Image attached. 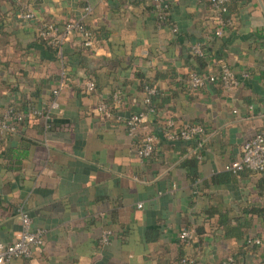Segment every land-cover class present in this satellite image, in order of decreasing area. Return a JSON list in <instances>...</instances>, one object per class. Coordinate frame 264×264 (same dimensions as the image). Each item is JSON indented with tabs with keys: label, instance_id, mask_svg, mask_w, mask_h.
Wrapping results in <instances>:
<instances>
[{
	"label": "crops",
	"instance_id": "1",
	"mask_svg": "<svg viewBox=\"0 0 264 264\" xmlns=\"http://www.w3.org/2000/svg\"><path fill=\"white\" fill-rule=\"evenodd\" d=\"M166 2L168 24L158 23L162 5L155 0L1 3L0 113L10 105L27 111V101L51 111L49 122L23 123L0 147V240L17 239L20 207L29 210L34 230L46 231L33 256L14 264H179L183 256L196 264H264V219L251 212L264 205V174L225 169L264 132V0L244 2L222 37L213 32L214 10L198 0ZM27 11L34 18L21 19ZM45 20L61 28L84 22L102 36L94 54L81 58L82 37L72 33L60 56L39 35ZM197 42L206 47L203 63L191 51ZM221 61L231 66L236 86L209 83L194 92L181 86L193 70L215 71ZM158 72L162 91L177 93L159 121L142 110L137 78ZM92 73L101 88L86 93ZM63 79L59 107L51 110ZM111 101L107 116L99 105ZM138 112H145L143 133L158 137L149 158L141 157L140 141L125 125ZM173 116L205 129L195 180L182 161L196 150L168 141L160 127ZM222 219L232 226L251 222L248 236L260 239L257 249L242 254L245 240L227 237ZM183 229L194 235L189 245L180 239ZM106 230L113 236L103 245Z\"/></svg>",
	"mask_w": 264,
	"mask_h": 264
},
{
	"label": "built area",
	"instance_id": "2",
	"mask_svg": "<svg viewBox=\"0 0 264 264\" xmlns=\"http://www.w3.org/2000/svg\"><path fill=\"white\" fill-rule=\"evenodd\" d=\"M159 6L168 7L166 0H155ZM200 3L203 0H198ZM230 0H211L213 7L216 10V22L218 27L215 35L222 37L225 30L234 24L232 19L225 20L222 14L227 11V4ZM89 9V8H88ZM32 11L21 12L19 17L21 19L34 18ZM174 31L177 32L178 28L173 25ZM72 33H79L82 37V43L87 47H96V40L92 32L86 27L82 21H70L63 28L51 20H45L41 23L39 35L41 38L48 41L50 45L58 49V54L62 56V49L65 40ZM191 51L193 54H202V43L197 42L192 45ZM247 76V74H245ZM65 79L61 80L58 87L53 90L54 98L50 103V109L55 110L59 107L58 96L65 86ZM209 83H222L226 88H232L238 84V79L234 74L231 66L226 61H221L217 70L210 72L192 71L190 73L188 84L194 91L205 87ZM86 93H93L96 85L93 80L88 79L85 83ZM148 94L155 93L154 89H148ZM116 100L119 101V96L116 95ZM146 103L149 99H146ZM252 108V106H251ZM100 111L107 116H112L110 107L106 104L99 105ZM149 112L154 113L155 108L151 107ZM260 115H264L261 111ZM43 118L47 122L51 119V111L47 109H40L32 107L30 111H24L19 108L8 106L3 112L0 113V147L4 144L5 140L19 132V127L25 122L33 119ZM145 119V112L133 113L125 120V125L129 134L138 139L139 135H143L140 141L139 153L142 158L151 157L157 149L158 137L152 132L143 133L142 124ZM169 125H173V121L169 120ZM196 136H201L203 141L206 139L205 129L202 125L196 123H188L181 128H177L172 132L166 134L169 140L182 139L185 141L191 140ZM227 171L238 173L244 170H250L253 173L264 174V132H258L251 139L246 141L241 149L240 156L228 163L225 166ZM19 216L21 219V231L15 241L12 243H5L0 240V264H14L16 258L30 259L34 251L41 247L45 242V230L32 228L33 218L28 209L25 207L19 208ZM113 232L106 230L100 240L101 244L106 245L110 243ZM180 239L187 245L191 244L194 235L190 229H183L180 233ZM253 242L260 244V239H255ZM93 264V263H92ZM180 264H196L195 260L189 256L182 258Z\"/></svg>",
	"mask_w": 264,
	"mask_h": 264
},
{
	"label": "trees",
	"instance_id": "3",
	"mask_svg": "<svg viewBox=\"0 0 264 264\" xmlns=\"http://www.w3.org/2000/svg\"><path fill=\"white\" fill-rule=\"evenodd\" d=\"M4 1H8V0H0V8H1V3L4 2ZM250 1L251 0H230L228 2V4H227V11L222 14V18L225 19V20H228V19H232L233 20V16L238 12L239 7L244 2H250ZM201 4H203L206 7V9H210L212 11L214 10L216 12L215 8L212 5L211 0H203V1H201ZM150 8H151V10H156V7H155L154 4L153 5L151 4ZM157 9H158V19H157L158 23H160V24H166L167 23L168 24V23L172 22L171 21L172 20L171 19V15H170L171 14L170 13L171 12L170 11V9H171L170 4H168L167 8L158 7ZM234 26L235 25L233 24L232 26L228 27V30H230V29L232 30L234 28ZM86 27L92 32L93 37L95 38V40L98 41V38L101 35L98 34V32L93 31L92 29H90L87 25H86ZM216 29H214V31H213L214 34H215ZM45 41L48 42L47 40H45ZM95 48L87 47V46H85L82 43L81 47L79 48L78 55H80L81 58H83L85 56L89 57L90 55L94 54ZM202 48H203L202 54H195V58L198 59L201 63H203V59H204V53H205V48H206L205 45L202 44ZM106 66H108V64H106ZM193 71H196V70H193ZM92 75L94 77H92L90 79L94 81V83L96 85V89L101 88V84L99 83V80L97 78L96 73H92ZM137 76H138L137 78L139 79L138 90L144 94V97H143V99L140 102L141 104L143 103L142 110L143 111H149V109L151 107H154L155 108L154 114H155L156 118H158V121H159V119L161 117L159 114H161L162 110L167 109V107H166L167 103H169L171 100H173L176 97L177 93H176V91H173L172 94L168 95L164 91H162V88L159 85V81L160 80L162 81V77L163 76H162V73H160V72H158L155 77L148 76L147 74H144V73H138ZM189 76H190V73H189V75H188V77L186 79V85L187 86H185V83H183L181 86L184 88V90H187V91L189 90L191 92H194V90L188 84ZM96 89H95V91H96ZM148 89H154L155 93L148 94V92H147ZM119 98H120V100H122L123 96L119 95ZM134 98L138 99L137 97H133V99ZM146 99H149L148 103L145 102ZM113 103L111 101L107 105L110 107V106L113 105ZM32 105H33L32 101H27L26 102V107H29L27 111H30V109L32 108ZM10 106H13V107L21 109L20 107H17V106H14V105H10ZM34 107H36V106H34ZM21 110H23V109H21ZM24 111H26V110H24ZM171 121H173V125H169L168 120H166V121L161 120V122H160V127L162 128V132L164 133L165 137H166L167 133L172 132L173 130H175L177 128H181L184 125L189 123V122L181 121L178 118H176L175 116H173L171 118ZM142 137H143V135H139V137H138L139 141H141ZM167 140L170 141V142L180 141L186 147L188 145L185 144V142H188L190 144V146H192L196 150L195 153H193L192 156H189V157L185 158L182 161V166H184L186 168L189 177L192 178L193 180H195L198 177V175H199L198 174V167H199V164L201 163V157H200L201 153L198 152V151L201 150V148L203 147V145H200L202 143V141H203V138L201 136H196L193 139L188 140V141H185V140H182V139H175V140L167 139ZM6 154H8V150L4 151V156ZM229 172L230 173H234L232 171H229ZM243 172H251V173H253L252 171L247 170V169L244 170ZM238 173H240V172H238ZM251 212L253 214H256L257 216H259V217L264 219V205L259 206L258 208H253L251 210ZM221 225L223 226L225 234H226L227 237H234V238H237V239H244L245 240L243 249L241 251L242 254L245 253V252L251 251V250L255 251L257 249V246L259 244H257L256 242H253L256 238L248 236V234H249L248 233V229L251 227V222L248 221L245 224L240 225V226H232L230 223H228L227 221L222 219L221 220ZM183 257H185V256H183ZM182 258L179 260V264L181 263Z\"/></svg>",
	"mask_w": 264,
	"mask_h": 264
}]
</instances>
